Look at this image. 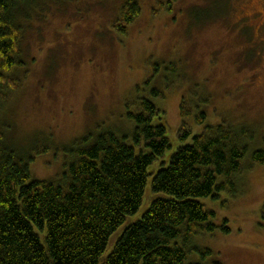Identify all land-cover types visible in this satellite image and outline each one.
Here are the masks:
<instances>
[{"label": "rangeland", "instance_id": "rangeland-1", "mask_svg": "<svg viewBox=\"0 0 264 264\" xmlns=\"http://www.w3.org/2000/svg\"><path fill=\"white\" fill-rule=\"evenodd\" d=\"M126 1L41 0L38 14L21 21L23 67L10 75L19 83L0 102L5 142L32 158V179L59 182L85 140L109 131L133 144L127 114L141 99L164 114L166 162L203 130L194 123L202 110L206 123L230 126L247 154L236 185L200 199L218 228L193 239L187 264H264V162L252 158L264 152V0H137L139 16L122 34L113 23ZM183 101L192 113L184 143L177 136ZM157 195L146 192L111 234L103 258Z\"/></svg>", "mask_w": 264, "mask_h": 264}, {"label": "trees", "instance_id": "trees-1", "mask_svg": "<svg viewBox=\"0 0 264 264\" xmlns=\"http://www.w3.org/2000/svg\"><path fill=\"white\" fill-rule=\"evenodd\" d=\"M40 2L0 0V102H5V89L19 83L10 75L23 67L21 21L34 18ZM123 4L113 27L125 34L141 7L137 0ZM181 113L177 136L184 143L192 136V113L184 101ZM127 116L134 126L133 144L109 131L91 144L85 140L59 182L32 179V158L19 154L0 131V264H187L193 239L218 228L215 212L200 199L216 198L236 185L246 144L230 126L208 124L206 113L196 110L194 123L203 130L166 162L167 125L152 99H141ZM252 158L263 163L264 152L256 150ZM154 162L158 168L148 182ZM150 191L158 195L103 258L111 234L140 209ZM261 215L264 219V205Z\"/></svg>", "mask_w": 264, "mask_h": 264}, {"label": "flooded vegetation", "instance_id": "flooded-vegetation-1", "mask_svg": "<svg viewBox=\"0 0 264 264\" xmlns=\"http://www.w3.org/2000/svg\"><path fill=\"white\" fill-rule=\"evenodd\" d=\"M259 14H260V18L262 17L261 18L262 19L261 21H262L263 25L262 24L261 25L264 26V13H259Z\"/></svg>", "mask_w": 264, "mask_h": 264}]
</instances>
